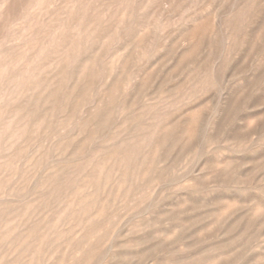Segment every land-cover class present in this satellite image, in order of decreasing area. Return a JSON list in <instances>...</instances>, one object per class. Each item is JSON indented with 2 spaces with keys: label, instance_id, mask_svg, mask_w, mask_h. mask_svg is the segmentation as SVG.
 Here are the masks:
<instances>
[{
  "label": "rangeland",
  "instance_id": "1",
  "mask_svg": "<svg viewBox=\"0 0 264 264\" xmlns=\"http://www.w3.org/2000/svg\"><path fill=\"white\" fill-rule=\"evenodd\" d=\"M0 264H264V0H0Z\"/></svg>",
  "mask_w": 264,
  "mask_h": 264
}]
</instances>
